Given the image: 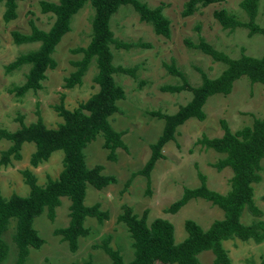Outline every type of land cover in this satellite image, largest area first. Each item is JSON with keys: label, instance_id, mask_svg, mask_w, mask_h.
<instances>
[{"label": "rangeland", "instance_id": "374dc122", "mask_svg": "<svg viewBox=\"0 0 264 264\" xmlns=\"http://www.w3.org/2000/svg\"><path fill=\"white\" fill-rule=\"evenodd\" d=\"M39 1L17 0L16 18L7 22L2 18L4 7L0 4V128L9 131L19 126L18 116H22L25 124L34 121L36 110L40 112L47 127H55L61 119L53 105L59 103L61 94L64 95L65 107L74 108L98 87L93 81L97 71L94 61L89 64L80 85L72 88L63 86L64 77L74 70L71 61L81 57V53H74L72 49L85 46L89 41L92 9L85 5L73 15L70 30L56 45L52 53L56 66L46 71L42 87L36 91L29 90L22 96L8 92L10 87L24 81L29 66L23 65L6 72L4 65L18 54L38 46V43L14 44L11 31L28 33L30 18L43 30H47L53 21L52 14L40 10ZM142 1L149 7L163 5L162 14L169 20L170 34L165 37L154 33L152 26L140 21L137 12L129 4L121 5L110 17L109 26L113 37L131 44L126 49L111 45L112 63L134 68L133 76L113 74L115 81L124 90V98L117 101L119 111L109 117L112 127L123 131L122 138L127 148H117V157L112 161L107 157L108 150L102 146V136L98 135L83 150L88 166L102 164L103 172L113 174L117 179L116 183L108 184L100 190L90 184L86 187L84 203L91 205L98 202L101 209L108 211V219L98 223L95 218L87 217L84 225L89 228V233L79 237L77 249L70 251L67 241L52 232L54 228L68 224L70 201L61 197L52 220L45 212L34 218V228L44 242L37 249H29L25 264H68L85 260H91L93 264H110L111 259L99 246L107 237V245L117 249L123 260L128 262L133 255L132 240L125 225L116 221L122 205L131 206L138 214L147 208L148 221L157 217L168 220L173 225V235L177 242L186 236L183 225L186 219H192L201 227L207 228L213 220L224 215L220 208L201 198L190 199L175 213L165 212L164 208L179 198L185 187H195L198 184L197 171L206 176L210 189L221 193L229 189V179L232 175L230 167L217 170L211 165L222 157V154L203 148L196 140L202 134L209 137L220 136V119L226 120L229 128L235 130L250 124L254 117L263 116L264 84H252L245 76L234 81L230 93H216L206 99L203 105L206 114L204 120L192 117L177 127L175 138L162 147L164 157L156 161L150 173V192L146 191V178L139 174L132 178L125 189L123 184L131 172L142 167L150 154L149 144L161 132L163 119L152 112H175L192 96L189 90H162L164 86L182 82L179 76L169 71L168 66L173 65L187 82L198 86L202 81L199 70L211 78L217 76L225 65L212 60L191 44L194 45L202 39L232 58L238 57L241 52L260 56L264 53V35H249L244 26L233 30L224 29L214 18L215 9L225 8L239 20H246L247 16L240 7L241 0H224L209 4L188 16L181 15L182 3L185 0ZM257 7L255 21L264 27V0H259ZM9 144L7 140H0V151ZM33 150V143L25 142L20 150V159H12L10 164L0 166V191L3 196L7 197L11 193L25 195L28 192V185L20 173L24 168L31 169L39 184H43L48 176L54 178L60 172L63 156L61 150L54 151L47 161L32 167L29 164V156ZM260 176V181L253 184V200L262 211L259 218L264 220V159L261 160ZM255 219L257 217L247 209L240 216V221L246 224ZM13 231L14 221H11L2 235L8 245V253L1 264H15V246L11 240ZM223 246L227 249L232 264H260L264 259V241L255 243L252 240L241 241L233 238L223 241ZM198 258L199 264H213V254L210 250L200 252Z\"/></svg>", "mask_w": 264, "mask_h": 264}, {"label": "trees", "instance_id": "16d2710c", "mask_svg": "<svg viewBox=\"0 0 264 264\" xmlns=\"http://www.w3.org/2000/svg\"><path fill=\"white\" fill-rule=\"evenodd\" d=\"M222 1L224 0H185L182 3L181 15H191L199 8ZM258 2L259 0L240 1V7L247 16L244 21L239 20L225 8L215 9L213 16L224 29L233 30L238 26H244L249 35L256 33L264 35V27L255 21ZM0 4L4 7L2 13L4 21L16 18L17 0H0ZM123 4H129L137 12L140 21L152 26L154 33L169 36V20L162 14L163 5L149 7L142 0H57V2L40 0V10L53 16L49 28L40 29L30 18L28 33L11 31L14 44L38 43L35 49L18 54L4 65L6 72L23 65L29 66L24 81L8 89V92L15 96H22L29 90L36 91L42 87L46 71L56 66L52 53L62 36L70 30L73 15L85 5H89L92 9L89 41L85 46L72 49L74 53H81V57L71 61L74 70L64 77L63 86L72 88L80 85L89 64L94 61L97 71L93 81L98 87L74 108L65 107L64 95L61 94L59 103L53 105L61 119L55 127H47L40 112L36 110L34 121L25 124L22 116H18L19 126L15 130L0 128V140L10 142L8 147L0 151V166L10 164L12 159H20V150L25 142L34 145V150L29 156V164L32 167L47 161L56 150L63 152L62 168L56 177L48 176L43 184H39L31 169L24 168L20 173L29 188L25 195L11 193L5 197L0 191V264L8 253V245L2 235L10 222L14 221L11 240L15 246V264H25L29 249H37L44 242L34 228V218L45 212L52 220L61 197H66L70 201L68 224L56 227L52 232L67 241L70 251L74 252L77 249L79 237L89 233V228L84 225L87 217L95 218L98 223L108 219V211L101 209L98 202L91 205L84 203L86 187L90 184L100 190L108 184L116 183L117 179L113 174H105L102 164L88 166L83 150L98 135L102 136V146L108 150L107 157L112 161L117 157V148L123 150L127 148L122 138L123 131L113 128L109 121V117L119 111L117 101L124 98V90L115 81L113 74L134 75V68L112 63V44L116 48L125 49L131 46L130 43L116 40L109 26L111 15ZM191 46L200 49L212 60L223 63L225 67L217 76L211 78L199 70L202 81L200 85L192 86L176 67L168 66L169 71L179 76L182 82L178 85L164 86L162 90L169 92L189 90L192 96L175 112H152L163 119L161 132L149 144L148 158L141 168L131 172L123 184V189L139 174L146 178V191L150 192V173L156 161L164 157L162 147L175 138L177 127L189 118L205 119L203 105L209 96L230 93L234 81L241 76L247 77L252 84L256 82L264 84V53L260 56H251L241 52L238 57L232 58L202 39ZM220 126L222 129L220 136L209 137L202 134L196 143L222 154V157L211 165L217 170L230 167L232 175L229 179V189L225 193L210 189L206 183V176L197 171L198 184L195 187H185L181 196L166 206L164 211L175 213L190 199L201 198L220 208L224 212L223 217L213 220L207 228L201 227L192 219H186L183 223L186 236L177 242L173 235V225L168 220L157 217L148 221L147 208L138 214L131 206L122 205L116 221L125 225L132 240L133 255L131 260L125 262L117 249L107 245V237L99 246L111 259L110 264H199L198 254L204 250L212 252L213 264H232L223 241L233 238L241 241L252 240L255 243L264 241V220L259 218L262 211L253 200V184L261 179V160L264 159V114L261 117H254L250 124L235 130L230 129L224 119H220ZM262 199L264 200V194ZM245 209L257 219L247 224L241 222L240 216ZM68 264L93 263L91 260H85ZM260 264H264V259Z\"/></svg>", "mask_w": 264, "mask_h": 264}]
</instances>
